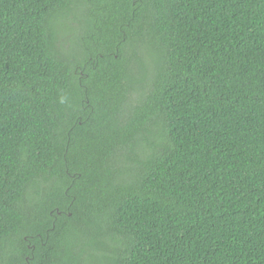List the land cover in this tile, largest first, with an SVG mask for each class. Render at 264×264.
<instances>
[{"label":"trees","instance_id":"trees-1","mask_svg":"<svg viewBox=\"0 0 264 264\" xmlns=\"http://www.w3.org/2000/svg\"><path fill=\"white\" fill-rule=\"evenodd\" d=\"M0 264H264V0H0Z\"/></svg>","mask_w":264,"mask_h":264},{"label":"bare ground","instance_id":"bare-ground-1","mask_svg":"<svg viewBox=\"0 0 264 264\" xmlns=\"http://www.w3.org/2000/svg\"><path fill=\"white\" fill-rule=\"evenodd\" d=\"M14 78V77H13ZM17 79V78H16ZM15 86V85H14ZM23 97V96H22Z\"/></svg>","mask_w":264,"mask_h":264}]
</instances>
